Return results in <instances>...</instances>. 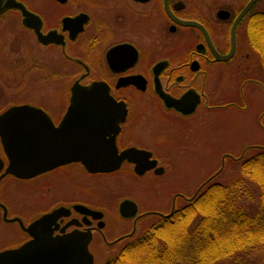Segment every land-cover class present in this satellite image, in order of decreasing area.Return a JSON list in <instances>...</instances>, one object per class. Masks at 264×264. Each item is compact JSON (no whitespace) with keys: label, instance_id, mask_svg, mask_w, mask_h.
I'll list each match as a JSON object with an SVG mask.
<instances>
[{"label":"flooded vegetation","instance_id":"obj_1","mask_svg":"<svg viewBox=\"0 0 264 264\" xmlns=\"http://www.w3.org/2000/svg\"><path fill=\"white\" fill-rule=\"evenodd\" d=\"M249 1L0 0V116L12 106L36 108L39 111L32 120L21 114L18 129L31 125L38 132L44 128L50 131L49 147L58 144L69 149L67 126H62L71 124L65 118L71 87L100 82L120 107L117 116L109 119L115 126L100 121L99 128L116 131L102 137L103 146L114 144L118 153L141 150L150 153L146 160L156 162L143 174L136 173L135 164L125 160L109 174H90L80 161H73L28 180L6 175L1 178L0 203L9 211L7 200L13 196L5 191V185L11 181H33L39 200L59 189L55 202L39 213L60 206L71 210L68 217L57 220L53 235L89 229L91 243L99 236L108 253L117 254L138 233L140 214L124 220L131 222H124L128 230L106 240L103 231L107 223L99 230V221L90 217L83 221V216L72 210L76 204L94 206L70 200L62 184L74 178L72 170L76 169L86 177L123 175L133 184L140 182L157 192L167 167L198 143L202 115L222 106L246 110L249 90L264 95V69L258 56L264 0H257L235 24ZM216 54L231 57L218 60ZM0 162L1 176L9 162L1 139ZM80 184L82 188L84 183ZM85 186L75 190L81 199L88 193ZM181 194H172L169 211L178 206L176 200L182 201ZM24 200L18 211L24 210ZM141 212L152 214V218L168 213L154 207ZM0 214L2 218L1 209ZM119 225L117 218L112 226L119 229ZM28 239L22 238L18 244Z\"/></svg>","mask_w":264,"mask_h":264},{"label":"water","instance_id":"obj_2","mask_svg":"<svg viewBox=\"0 0 264 264\" xmlns=\"http://www.w3.org/2000/svg\"><path fill=\"white\" fill-rule=\"evenodd\" d=\"M256 1L248 2L237 17L235 24ZM216 57L218 60H226L231 57V54L222 57L216 54ZM67 109L68 114L65 118L71 124L67 122V125L63 124L62 128L65 129L67 126L69 149H63L66 145L59 146L58 144L49 147L50 142L47 138L51 136L50 131L44 128L38 132L31 125L25 126L21 131L18 129V119L23 117L21 114L25 119L32 120L36 118L35 111H39L36 108L27 105L12 106L0 116V139L9 160L0 176V183L1 178L6 175L26 180L73 161H80L83 168L90 174L117 171L125 160L135 164L134 171L138 174H143L155 167V161L146 160L150 153L134 148L118 153L114 144L111 147L103 146L102 137L116 131L99 128L100 121L106 120L108 121L107 126H115L116 123H111L109 119L117 116L116 113L120 107L108 96L100 82H94L88 86L74 84L71 87ZM2 168L0 162V171ZM217 174L202 183L193 196L186 200H193L203 186ZM0 209L2 219L6 223L16 224L29 238L17 247L1 250L0 264H94V256L89 249L92 239L89 229L86 231L72 230L66 234L53 235L58 228L57 220L70 215L69 208L56 207L27 225L19 217H9L6 207L1 203ZM72 210L82 215L83 221L86 217L99 220L97 228L99 230L103 228L104 214L102 211L80 204L74 205ZM118 212L123 219L134 218L138 212V205L131 199H123L118 205ZM172 212L173 209L168 215L162 216L167 217Z\"/></svg>","mask_w":264,"mask_h":264},{"label":"rangeland","instance_id":"obj_3","mask_svg":"<svg viewBox=\"0 0 264 264\" xmlns=\"http://www.w3.org/2000/svg\"><path fill=\"white\" fill-rule=\"evenodd\" d=\"M222 103L220 102V104ZM247 104L246 110H236L229 106H222L215 111L202 115L198 125V143L194 148L192 147L188 150L189 154L183 155V159L167 167V174L160 179L159 191L157 192L145 188L140 182L133 181L137 183L133 184L128 178L122 177L123 175L113 174L107 177H86L74 169L72 170L74 178L62 184L66 189V193L64 194L68 195L70 200H83L103 212V221L107 223L103 231L106 240L114 238L113 236L129 228L127 223H131L129 222L130 220L124 221L119 217L118 213L119 202L125 198L133 199L138 205L140 212L146 210L148 207H154L166 213L170 209V202L174 192L180 191L182 192L181 195L189 196L198 186L217 173L219 174L215 178V181L227 183L237 173L239 157H246L258 150V148L247 149V146L264 147V112L260 114L264 110V95L257 91L252 92L249 90ZM259 121H261L260 124L263 125V129L262 127L260 128ZM76 174L79 175L76 176ZM81 175L82 177H80ZM80 183H84L82 188ZM86 184L88 185V193L81 199V197L75 194V190H82L86 187ZM5 186V191L13 196L7 200L9 203L8 215H20L23 222H26L27 218L31 215L33 216L30 217V220L36 218L41 211H44L54 203L55 198L59 195V189H52L51 193L47 194L46 199L39 200L35 195L36 192L34 190L36 189L33 188V181H11ZM20 190L22 193H20ZM253 190L252 197L256 198V191L255 189ZM64 194L60 196H64ZM21 196L25 199V205L24 210L19 209L18 211V204L20 206V201H23ZM162 196L163 201L160 202L159 198ZM176 201L178 205H181L183 202L180 199ZM255 202L256 200H253V202H247L244 205L250 203L254 205ZM117 218L120 222L119 229H114L112 225ZM140 219L137 229L138 233L149 222L156 220L152 216H143V214ZM19 234L21 233L15 224L6 223L0 214V251L7 247H16L22 241V238H26L23 234L21 235L22 237ZM103 244L99 236L91 243L90 250L94 256V264H103L107 258L114 255V253H108ZM215 264L264 263L260 262L254 253L242 252L230 259L221 260Z\"/></svg>","mask_w":264,"mask_h":264},{"label":"trees","instance_id":"obj_4","mask_svg":"<svg viewBox=\"0 0 264 264\" xmlns=\"http://www.w3.org/2000/svg\"><path fill=\"white\" fill-rule=\"evenodd\" d=\"M262 19L258 56L264 69ZM237 166L227 183H206L193 200L155 218L105 264H215L242 252H252L264 263V148ZM253 200L254 205H244Z\"/></svg>","mask_w":264,"mask_h":264}]
</instances>
